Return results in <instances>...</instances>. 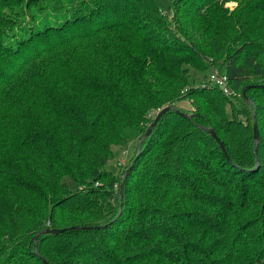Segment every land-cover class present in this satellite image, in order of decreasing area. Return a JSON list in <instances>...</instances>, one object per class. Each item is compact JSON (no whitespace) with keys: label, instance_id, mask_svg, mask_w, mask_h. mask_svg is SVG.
<instances>
[{"label":"trees","instance_id":"obj_1","mask_svg":"<svg viewBox=\"0 0 264 264\" xmlns=\"http://www.w3.org/2000/svg\"><path fill=\"white\" fill-rule=\"evenodd\" d=\"M24 1L0 0V264H264V0H45L15 24ZM72 227L93 229L44 233Z\"/></svg>","mask_w":264,"mask_h":264},{"label":"rangeland","instance_id":"obj_2","mask_svg":"<svg viewBox=\"0 0 264 264\" xmlns=\"http://www.w3.org/2000/svg\"><path fill=\"white\" fill-rule=\"evenodd\" d=\"M56 1H59V0H49V4L52 5ZM62 1H65V0H62ZM158 1L161 5L162 10L164 12L168 13L170 11V0H158ZM225 2H224L225 7L230 9L231 11L237 7V3H235L234 1L225 0ZM40 3L47 4V2L45 0H25L23 5H22L21 11H18V10L17 11L15 10L13 12L9 11V12H7L6 16L8 18H10L9 19L10 21L14 20L15 24L19 23V25H23L26 22H28L30 19H32L33 16H35L36 14L39 13L37 11L39 10V4ZM23 14H28V15L25 16ZM6 16L4 15V18ZM26 17H28V18H26ZM11 30L12 31L16 30V26L14 28L12 27ZM9 32H11V31H9ZM190 70H191V73L189 76V78H190L189 80L192 84L190 88H194L195 86L202 85V82H201L202 76L197 71H195L193 68H191ZM190 88H188V89H190ZM178 108L180 110H183V111H189V110H191L192 105H191V102L189 100H183V101L179 102ZM159 111H156L152 114V117H151L152 121L155 119V117L157 116ZM226 112H227L228 117L233 118V108H232L230 103H228L226 105ZM238 120L244 123V125L249 130L248 136L250 135V137H252L253 124H252L251 116L250 115H248L247 117L239 116ZM135 147L136 146H134V145H130L128 147H123V148L119 147V148L115 149L114 150L115 151L114 152V154H115L114 160L109 162L106 166V170L110 171L114 175L119 176L120 182L122 179V175H121L122 171H121V168L119 166V162L122 161V162L128 164L130 157H133L135 155V150H136ZM263 163H264V161H263ZM260 175H261L260 177L264 178V169H262V171L260 172ZM63 182L67 185L68 189L72 193H75L77 191V189L79 188V185L69 177L64 178Z\"/></svg>","mask_w":264,"mask_h":264},{"label":"water","instance_id":"obj_3","mask_svg":"<svg viewBox=\"0 0 264 264\" xmlns=\"http://www.w3.org/2000/svg\"><path fill=\"white\" fill-rule=\"evenodd\" d=\"M252 87L254 86H248L245 90H243L242 92V97L244 98L245 101H249V98L247 96V91L249 89H251ZM169 111H176V112H179V110H177L175 107L173 106H167L165 108H163L162 110H160L157 114V116L155 117L153 123L150 125V127L148 128L147 132L144 134V136L142 137L141 141H140V149L143 145V143L145 142V140L152 134L153 130L156 128L157 124L159 123V121L161 120V118L166 114L168 113ZM183 114V113H182ZM184 115V114H183ZM187 117H190L187 115ZM254 144L257 145L259 142H260V133H259V128H258V124L257 122L255 121L254 122ZM209 134L211 135L212 138H214L220 148L223 150V152L226 154V156L228 157V154H227V150L225 148V145L224 143L221 141V139L217 136L216 132L213 130V129H209ZM229 158V157H228ZM129 173V169L126 171L125 175L123 176V180H122V183H121V186H120V198L122 197V194H123V188H124V183L126 181V178H127V175ZM79 229H84V230H91L93 229L92 227H84V228H80V227H72V228H65V229H53V230H46L44 233L45 234H52V235H59V234H62V233H65L67 231H73V230H79ZM37 254L39 255V253L37 252ZM42 262L43 264H49V262L42 258Z\"/></svg>","mask_w":264,"mask_h":264},{"label":"built area","instance_id":"obj_4","mask_svg":"<svg viewBox=\"0 0 264 264\" xmlns=\"http://www.w3.org/2000/svg\"><path fill=\"white\" fill-rule=\"evenodd\" d=\"M210 82L212 85L219 87L223 92L229 96H236V94L230 90L228 86V78L225 75H221L218 72H214L210 76ZM119 166H125V163L120 161Z\"/></svg>","mask_w":264,"mask_h":264}]
</instances>
